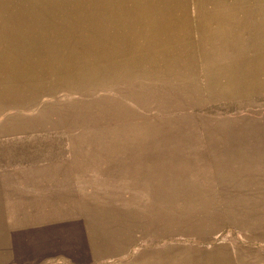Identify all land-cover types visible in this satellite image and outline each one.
Instances as JSON below:
<instances>
[{"label":"rangeland","instance_id":"374dc122","mask_svg":"<svg viewBox=\"0 0 264 264\" xmlns=\"http://www.w3.org/2000/svg\"><path fill=\"white\" fill-rule=\"evenodd\" d=\"M166 1L0 0V117L14 111L35 117L88 98L96 101L93 125L105 122L103 97L120 96L127 105L114 103L107 118L128 119L125 131L114 126L109 134L126 146L128 152L121 153L130 161H145L147 178L161 187L154 191L193 195L190 201H176L186 222L174 234L172 224L150 222L144 232L137 224L121 225L120 211L101 215L83 200L81 211L87 214L79 217L80 231H47L57 218L72 216L67 211L63 217L24 214V165L39 159L34 149L39 145L18 136L10 145L0 140V264H264V79L258 72L256 84L250 80L252 86L240 93L235 85L242 86L241 78L222 73L220 95L208 97L202 79L206 58L186 55L194 49L183 47L197 36L174 29L180 41L169 37L171 26L176 27L170 21L184 17L186 0H177L176 14L169 18ZM251 2L187 0L188 17L225 12L239 17L253 11ZM144 24L159 27L157 36L120 31ZM111 25L117 33L108 35ZM148 38L159 39L145 45ZM141 98L146 108L132 103ZM52 128L36 127L33 133ZM101 154H92V160ZM206 192L210 198L201 199ZM2 196L17 203L15 215L2 208L7 201ZM216 209L238 223L220 229L207 223L211 216L206 213L216 215ZM156 215H168V209L160 207ZM57 239L63 247H56Z\"/></svg>","mask_w":264,"mask_h":264},{"label":"crops","instance_id":"0c3cea01","mask_svg":"<svg viewBox=\"0 0 264 264\" xmlns=\"http://www.w3.org/2000/svg\"><path fill=\"white\" fill-rule=\"evenodd\" d=\"M251 3L249 9L253 11L247 15L242 16L241 13L239 17L236 15L230 17L225 12L224 16L209 15L193 18L188 17L186 0L184 17L172 18L170 21V24L176 25V27L171 26L173 28L170 37L173 36L174 29L183 30L186 36L194 34L197 36L195 40H191V43L185 40L183 47L184 50L185 47L188 50L189 48L194 49L193 53L186 51V55H200L206 58L202 69L204 71L202 79L208 89V97L214 98L220 95V89L224 85L221 86L219 83L221 78L218 76L222 73H231V78L236 81L238 77L241 78L238 82L242 81V86L235 85L240 89V93L243 88L252 86L248 83L250 80H254L256 84L258 72L261 73L259 77L264 79V0H254V3ZM178 24L185 26L182 28ZM143 26L141 29L147 31L146 24ZM172 38L178 39L175 35ZM153 42L156 44V39ZM250 72L252 75H249ZM228 78L230 79V75ZM117 93L128 97L126 92L117 91ZM103 98L105 104H108L104 114L105 122L93 125L92 104H96V101L88 98L74 99L66 104L64 110L36 112L35 117L16 111L0 117V140H6L10 145L17 142L18 137H22L20 139L26 144L39 145V148H34L40 152L39 159L27 160L24 165V187L21 188L24 192V196L21 197L24 200V214L63 217L67 211V214L72 216L71 220L66 221L64 217L57 218L54 225L49 226L48 224L45 229L53 232L80 231L79 217L87 214L81 211L83 200L88 202L89 209L96 210L101 215L109 210L117 215L120 211L122 219L119 223L121 225L137 224L138 229L144 232L148 230L150 222L160 225L172 224L174 232L170 234H174L179 231L177 228L180 229L181 225L186 222V220H180V216L184 214H178L176 201L178 199L190 201L193 199L192 193L154 191L161 187L154 186V182L147 178L150 173H145V161L126 159L122 154L128 152L126 146L120 145L118 140H113L112 135H109L114 126L115 129L118 128L121 131L127 129V118L122 119L119 115V119L115 122L112 118H107L113 114L112 105L114 103L127 105L126 100L120 96H113V94H107ZM126 99L130 103V99ZM132 103L142 108H146L147 104L144 98H141L140 102L134 99ZM73 105L74 107L79 106V110H73ZM93 113L95 117L96 112ZM44 126L47 129L48 126L54 128L44 133H33L34 128ZM92 126H99V129L96 128L92 133ZM139 148L136 147L137 151ZM96 152L104 154L92 160V154ZM116 152L118 154H114ZM100 157L103 159L98 160L97 158ZM15 191H17V186H15ZM209 198L208 192L201 194V199ZM5 199L4 196L1 197L3 203L6 201V207L4 204L2 208L8 210V215H15L17 203H11L13 198L10 196ZM146 200H168L170 202L150 203L151 205L146 204L144 207L143 201ZM216 205L219 207V203ZM160 207L167 208L168 215L157 216L156 211ZM206 208L212 211V207ZM218 209L216 212L213 211L216 215L206 213V216H211V219L206 218L207 223L217 224L219 229L225 227L226 224L236 225L238 223L236 218H231V215L218 213ZM125 229L127 228H122V230ZM59 242L57 239L56 247H63V243Z\"/></svg>","mask_w":264,"mask_h":264},{"label":"bare ground","instance_id":"6f19581e","mask_svg":"<svg viewBox=\"0 0 264 264\" xmlns=\"http://www.w3.org/2000/svg\"><path fill=\"white\" fill-rule=\"evenodd\" d=\"M178 3V1L176 0V3H174V0H169V1H166V8H169V11H168V13L166 14V15H168V17L167 18H169V17H171V16H173L174 14H176V12H174L175 10H174V5L175 4H177ZM46 13V12H45ZM93 15V14H92ZM96 16V15H95ZM94 17V16H93ZM100 17H102V16H99L98 18H100ZM94 19L97 21V18H95L94 17ZM92 23V22H91ZM154 24V23H153ZM153 24H149V25H147L146 24V26H147V31L145 30H143V29H141V28H138V27H135V29L134 28H132L131 26H127L126 27V30H125V28L123 29V30H120L121 32H126V33H130V34H133V35H137V34H141V33H145V34H148V36L150 37L151 35L153 36H155V34H156V32L157 31H160L159 30V27L158 28H156V29H153ZM81 25V24H80ZM115 27H114V25H111V26H109V27H107V32L106 33H108V35L109 34H114V32H116L117 33V31H115ZM171 29V28H170ZM169 29V30H170ZM99 31H102L101 29L99 30ZM171 32H172V30H170V34H169V37H170V35H171ZM121 34H123V33H121ZM150 34V35H149ZM118 35V34H117ZM144 35V34H143ZM127 36H129V35H127ZM146 36V35H145ZM157 36V35H156ZM155 36V37H156ZM169 37H167L168 38V40H169ZM152 39H155V38H152ZM151 38H148V41L145 43V45H149V42L152 40ZM156 39H159V38H156ZM147 47V46H146ZM142 59H143V57H142ZM134 60V59H133ZM106 62V61H105ZM115 62V61H114ZM118 62V61H117ZM167 62V61H166ZM116 63V62H115ZM134 63V62H133ZM118 66V65H117ZM118 68V67H117ZM116 79V78H115ZM112 80V79H111ZM124 80V79H123ZM77 81V80H76ZM109 80H107V82H108ZM67 83V82H66ZM106 83V82H105ZM68 84V83H67ZM72 85V84H71ZM153 235V234H152ZM130 236V235H129ZM22 247H23V245H22ZM48 247V246H47ZM43 248V247H42ZM12 249V248H11ZM30 249V248H29ZM16 251V250H15ZM14 251V252H15ZM12 253H13V251H12ZM15 254V253H14ZM39 254V253H38ZM27 255V254H26ZM48 258V257H47ZM33 259V258H32ZM29 260H31V259H29ZM39 260V259H38Z\"/></svg>","mask_w":264,"mask_h":264}]
</instances>
